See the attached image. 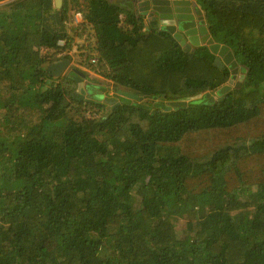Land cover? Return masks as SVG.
<instances>
[{
	"label": "trees",
	"instance_id": "16d2710c",
	"mask_svg": "<svg viewBox=\"0 0 264 264\" xmlns=\"http://www.w3.org/2000/svg\"><path fill=\"white\" fill-rule=\"evenodd\" d=\"M139 1L0 6V264H264V0H193L244 74L214 103L229 68ZM87 33L115 107L48 72Z\"/></svg>",
	"mask_w": 264,
	"mask_h": 264
},
{
	"label": "water",
	"instance_id": "95a60500",
	"mask_svg": "<svg viewBox=\"0 0 264 264\" xmlns=\"http://www.w3.org/2000/svg\"><path fill=\"white\" fill-rule=\"evenodd\" d=\"M56 2L57 4H60L61 0H56ZM138 8L141 14L149 16L161 30L168 32L179 41L181 45L184 46L185 51H190L193 47L206 45L209 51L216 56L214 64L219 67L227 65L232 72V81L236 79L240 72V68L232 51L226 45L215 43L206 26L202 12L193 6L191 0H144L139 4ZM70 64L71 61L69 59H63L49 65L48 72L53 71L50 75L54 78H59L60 76H63ZM84 78L85 75L81 72H78V77H75V80L78 82V88L74 96L80 99H83L88 93L91 95L95 94V92L90 91V86L87 91ZM243 79L244 75L240 74L237 86L241 85ZM229 89L230 87L228 86L221 90V93L226 92V90ZM103 92H105V90H103ZM119 94L133 101H142V98L133 94L124 92H119ZM98 96L103 98L105 103L111 104L113 107L119 104L117 98L105 97L103 93H99ZM198 98H200V96H198ZM205 99H208V103L214 102V97L210 94L204 96L203 100ZM190 100L192 99L187 98L181 101H176L173 102L172 105H186ZM162 108L167 109L164 105Z\"/></svg>",
	"mask_w": 264,
	"mask_h": 264
},
{
	"label": "rangeland",
	"instance_id": "374dc122",
	"mask_svg": "<svg viewBox=\"0 0 264 264\" xmlns=\"http://www.w3.org/2000/svg\"><path fill=\"white\" fill-rule=\"evenodd\" d=\"M9 1H12V0L1 1L0 2V6L8 3ZM113 1H116V0H113ZM61 3H62V0H61L60 4L59 3L57 4V2H56L57 6L59 5L58 7L61 6ZM196 3L199 4L197 1H195V5H196ZM137 6L139 7V5H137ZM143 15L145 16V14H143ZM146 18L147 17L145 16L144 17V20H145V22H144L145 29L142 31V36L143 37L146 36L145 38H148L149 35H150L149 34L150 32L149 33H145V30L147 29L148 23H150V22L148 21V18L147 19ZM149 29H151V25L149 26ZM95 41L96 40L92 37V33H91V35H89L87 33V34H85V36H83L82 39H76L74 41L73 46H72V50H71V53H70V55L72 56L73 59H70L71 60V64L69 65V67L67 68V70L65 71V73L66 72H69L72 68H75V69L81 71L82 73H85L86 72V74L89 75L87 77V78H89V81H92L93 83H98L99 84V86H96V87H98V89H96V95H97V92L99 93V92H103V90H107V92L105 93V96H109L110 95L111 97H115L116 94H115L114 87H113V84L112 83H109V82L105 81L104 79L98 80V79H92V78H90V77H94L95 76V73L92 72L90 69H87L86 67L82 66V64L81 63H78V61H77L79 59V57H78L79 54L81 56L82 53L85 54V52H88V51H86L87 48L85 49V47L88 46V45H92V44L94 45L95 44ZM205 49L206 48H204V46H199V47L193 48L189 52H192L193 51L194 56H196L197 54H199V55H202V57H203L206 54V52H204ZM217 67H219V66H217ZM98 78H99V76H98ZM77 88H78V86H77ZM117 94H119V92H117ZM92 96H95V95H91V97ZM119 97L122 98L123 96L122 95H119ZM217 97H218V95H217ZM93 100H95V101H97L99 103H103V99L93 98ZM108 106H111V104H108Z\"/></svg>",
	"mask_w": 264,
	"mask_h": 264
},
{
	"label": "clouds",
	"instance_id": "9594fccd",
	"mask_svg": "<svg viewBox=\"0 0 264 264\" xmlns=\"http://www.w3.org/2000/svg\"><path fill=\"white\" fill-rule=\"evenodd\" d=\"M192 1V3H193V6L194 7H196L198 10H200L201 11V9H200V7L198 6V4H196L195 5V3H194V1L193 0H191ZM142 2V0L141 1H139L138 3L140 4ZM138 9V12L140 13V10H139V8H137ZM202 12V11H201ZM141 14V13H140ZM141 15H143V14H141ZM144 16V15H143ZM146 16V15H145ZM144 16V17H145ZM202 16L204 17V15H203V13H202ZM147 18H148V21L150 22V21H152L151 20V18L149 17V16H146ZM122 20H124V17H122L121 18ZM204 20H205V17H204ZM82 22V21H81ZM153 22V21H152ZM205 22H206V20H205ZM206 26H207V23H206ZM216 43V42H215ZM184 47V46H183ZM235 58V57H234ZM66 59H68V58H66ZM70 60V59H69ZM93 60H96V58H94V59H92V62H93ZM236 60V59H235ZM71 61V60H70ZM97 61V60H96ZM95 61V62H96ZM95 62H93V63H95ZM237 62V61H236ZM238 63V62H237ZM224 66H227V65H224ZM238 66H239V64H238ZM228 67V66H227ZM222 68V67H221ZM229 68V67H228ZM240 68V72H239V74L237 75V77H236V79L235 80H233L232 81V72H231V70H230V72H231V79H230V81L228 82V84L226 85V86H224V87H222L219 91H218V93L216 94H211V93H209L212 97H214V102L217 100V95H222V94H225L226 92H228V91H230L231 89H232V87L233 86H237V83L239 82V77H240V74H242V75H244L243 74V71H242V68L241 67H239ZM78 72H81V71H79V70H77L76 69V71H75V76H74V79H75V77H78ZM50 73H53V71H51ZM65 73V72H64ZM82 73V72H81ZM82 74H84V73H82ZM85 75V74H84ZM85 87H86V89H87V91H88V87L90 86V91H93L96 87L95 86H99V84L98 83H93L92 81H89V78H87L86 77V75H85ZM244 80V79H243ZM88 81V82H87ZM231 81H232V83H231ZM77 82V81H76ZM242 83V82H241ZM230 87V89L229 90H226V92H223V93H221V90H223L224 88H226V87ZM238 87V86H237ZM93 89V90H92ZM96 89H98V87L96 88ZM96 89H95V93H96ZM89 91V92H90ZM94 92V91H93ZM107 92V90H105V92H102L103 93V95L105 96V93ZM76 93V92H75ZM100 94H102L101 92H99ZM99 93L97 92V95L96 94H94V95H96V97H94V96H92L91 97V94H87L83 99H92L93 100V98H98V99H103V98H101V97H99L98 95H99ZM110 94V93H109ZM107 95V94H106ZM207 95V94H206ZM206 95H204V96H206ZM204 96H200V98H198L197 97V99H202L203 100V98H204ZM105 97H111L110 95L109 96H105ZM114 98H116V97H114ZM205 100H208V99H205ZM95 101V100H94ZM119 101V100H118ZM104 102V101H103ZM213 102V103H214ZM207 103H208V101H207ZM112 106V105H111Z\"/></svg>",
	"mask_w": 264,
	"mask_h": 264
},
{
	"label": "built area",
	"instance_id": "2783aa9c",
	"mask_svg": "<svg viewBox=\"0 0 264 264\" xmlns=\"http://www.w3.org/2000/svg\"><path fill=\"white\" fill-rule=\"evenodd\" d=\"M74 23L79 24L83 20V14L81 12H76L73 17ZM96 60H93L95 62Z\"/></svg>",
	"mask_w": 264,
	"mask_h": 264
},
{
	"label": "flooded vegetation",
	"instance_id": "af4514ba",
	"mask_svg": "<svg viewBox=\"0 0 264 264\" xmlns=\"http://www.w3.org/2000/svg\"><path fill=\"white\" fill-rule=\"evenodd\" d=\"M141 1V0H140ZM142 1H144V0H142ZM137 5H139V3H137ZM137 8H138V6H137ZM181 44V43H180ZM181 46H183V45H181ZM201 46H205V45H201ZM193 48H196V47H193ZM192 48V49H193Z\"/></svg>",
	"mask_w": 264,
	"mask_h": 264
},
{
	"label": "crops",
	"instance_id": "0c3cea01",
	"mask_svg": "<svg viewBox=\"0 0 264 264\" xmlns=\"http://www.w3.org/2000/svg\"><path fill=\"white\" fill-rule=\"evenodd\" d=\"M195 3V2H194ZM147 19V18H146ZM197 23H198V21H197ZM208 28V27H207ZM206 46V45H205ZM183 47V46H182ZM184 48V47H183ZM185 50V49H184ZM192 50V49H191ZM186 52H189V51H186ZM214 55V54H213ZM215 56V55H214ZM215 59H216V56H215Z\"/></svg>",
	"mask_w": 264,
	"mask_h": 264
}]
</instances>
